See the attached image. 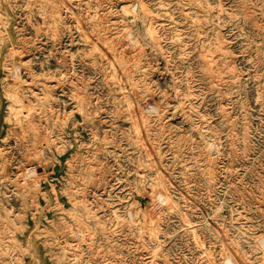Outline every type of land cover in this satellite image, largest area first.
I'll return each instance as SVG.
<instances>
[{"label": "rangeland", "instance_id": "obj_1", "mask_svg": "<svg viewBox=\"0 0 264 264\" xmlns=\"http://www.w3.org/2000/svg\"><path fill=\"white\" fill-rule=\"evenodd\" d=\"M227 258L264 264V0H0V264Z\"/></svg>", "mask_w": 264, "mask_h": 264}, {"label": "bare ground", "instance_id": "obj_2", "mask_svg": "<svg viewBox=\"0 0 264 264\" xmlns=\"http://www.w3.org/2000/svg\"><path fill=\"white\" fill-rule=\"evenodd\" d=\"M155 38V37H154ZM126 68V67H125ZM12 101H13V105H14V103H21V105H19V106H21L20 108L22 109V108H24V104H23V102L20 100V98H19V96H18V93L17 92H14V94L12 95ZM18 106V105H17ZM15 107V106H14ZM19 109V108H18ZM14 110V109H13ZM18 111V110H17ZM21 111V110H20ZM19 118V117H18ZM50 164V163H49ZM39 167H41V166H38V167H36L35 168V170H34V172L35 173H37V168H39ZM48 167V168H47ZM41 168H43L44 169V171L41 173V174H38V175H40V176H42V175H45V174H47L48 173V171L50 170V167L48 166V165H45L44 164V167H41ZM94 169V168H93ZM33 172V173H34ZM38 178V177H37ZM42 178V177H41ZM32 188H33V186H32ZM226 264H234L232 261H231V259L230 258H227L226 259Z\"/></svg>", "mask_w": 264, "mask_h": 264}]
</instances>
